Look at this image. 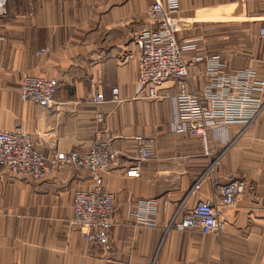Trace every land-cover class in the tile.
<instances>
[{"label": "crops", "instance_id": "0c3cea01", "mask_svg": "<svg viewBox=\"0 0 264 264\" xmlns=\"http://www.w3.org/2000/svg\"><path fill=\"white\" fill-rule=\"evenodd\" d=\"M152 3L7 0L0 17V129L20 126L54 165L43 181L0 167V264H264V105L248 125L209 129L206 154L196 138L176 130L172 81L160 87L158 99H139L137 35ZM173 15L190 91L209 83L213 56L227 72L251 70L264 81L258 35L264 0H177ZM24 75L56 80L50 108L20 100ZM98 93L103 103L93 102ZM259 98L264 102V91ZM138 135L152 141L144 163L133 141ZM98 137L116 153L110 171L54 163L57 153L85 154ZM135 167L139 176H126ZM96 178L115 200L106 248L86 243L69 225L74 193L90 190ZM237 181L244 191L222 207L219 188ZM198 201L226 217L221 235L171 227ZM142 205L153 213L145 219L134 215Z\"/></svg>", "mask_w": 264, "mask_h": 264}, {"label": "built area", "instance_id": "2783aa9c", "mask_svg": "<svg viewBox=\"0 0 264 264\" xmlns=\"http://www.w3.org/2000/svg\"><path fill=\"white\" fill-rule=\"evenodd\" d=\"M177 0H153L147 11V23L138 33L140 45L139 74L136 80V96L142 100L159 98L160 87L166 82L174 83L176 130L196 138L202 150L210 152L208 130L222 132L230 124L248 125L262 111L264 102L259 98L264 91V81L251 70L227 72L217 56L208 59L209 83L202 92L188 88L189 67L176 39L174 11ZM7 15V0H0V17ZM259 38L264 39V26L259 29ZM57 82L54 79L24 75L20 78L18 95L22 102H30L42 108L52 106ZM112 102H118V89L112 88ZM105 101L102 93L94 96L96 104ZM137 144L138 162L150 159L151 139L138 135L133 137ZM116 153L110 142L96 138L85 154L77 152L57 153L54 163L71 166L82 172H108ZM54 165V164H53ZM42 153L35 147L29 132L20 126L11 130L0 129V167L11 174H22L34 181L45 180L53 171ZM128 177H138V167L126 172ZM197 187L194 186L193 190ZM242 181L219 188L222 207L233 206L236 197L244 191ZM72 215L69 225L77 228L83 241L99 248H106L109 232L114 227L115 200L104 187L101 178L87 191H76L72 199ZM153 214L142 205L134 215L145 219ZM227 219L209 202L198 201L181 220H174L171 227L177 232L198 229L204 235H221Z\"/></svg>", "mask_w": 264, "mask_h": 264}]
</instances>
